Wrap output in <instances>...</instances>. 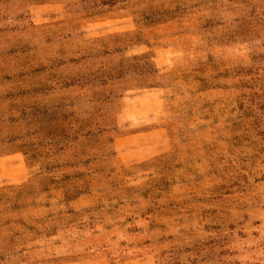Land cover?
Wrapping results in <instances>:
<instances>
[{
  "label": "rangeland",
  "instance_id": "1",
  "mask_svg": "<svg viewBox=\"0 0 264 264\" xmlns=\"http://www.w3.org/2000/svg\"><path fill=\"white\" fill-rule=\"evenodd\" d=\"M0 264H264V0H0Z\"/></svg>",
  "mask_w": 264,
  "mask_h": 264
}]
</instances>
